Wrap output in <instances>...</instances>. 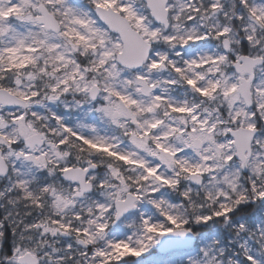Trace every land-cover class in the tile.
Segmentation results:
<instances>
[{
	"label": "snow or ice",
	"instance_id": "1",
	"mask_svg": "<svg viewBox=\"0 0 264 264\" xmlns=\"http://www.w3.org/2000/svg\"><path fill=\"white\" fill-rule=\"evenodd\" d=\"M210 222L238 243L192 264H264V0H0V264Z\"/></svg>",
	"mask_w": 264,
	"mask_h": 264
},
{
	"label": "rangeland",
	"instance_id": "2",
	"mask_svg": "<svg viewBox=\"0 0 264 264\" xmlns=\"http://www.w3.org/2000/svg\"><path fill=\"white\" fill-rule=\"evenodd\" d=\"M151 205H145L143 208L134 210L135 212L142 213L145 217H150L154 222H162L156 219L155 210L150 211ZM136 216L130 217L128 224H134L136 222ZM128 224L121 223L120 229H115L113 226L110 236L112 239H126L132 234L134 228L129 227ZM199 227V233L196 236V242L193 248L186 251H176L168 253L166 255L159 254L155 249V244L152 245L146 252L139 257H126L125 261L128 264H192L194 260L200 255L201 249L208 247L213 241L219 240L220 245L228 249L229 253L234 250V245L238 241L231 234H226L227 230L219 225H213L211 222L208 225H196ZM231 242V243H230ZM260 256V253H256Z\"/></svg>",
	"mask_w": 264,
	"mask_h": 264
},
{
	"label": "water",
	"instance_id": "3",
	"mask_svg": "<svg viewBox=\"0 0 264 264\" xmlns=\"http://www.w3.org/2000/svg\"><path fill=\"white\" fill-rule=\"evenodd\" d=\"M195 240V236L190 231L185 235L178 234H166L158 243H156L157 250L160 252H168L182 248H190Z\"/></svg>",
	"mask_w": 264,
	"mask_h": 264
},
{
	"label": "trees",
	"instance_id": "4",
	"mask_svg": "<svg viewBox=\"0 0 264 264\" xmlns=\"http://www.w3.org/2000/svg\"><path fill=\"white\" fill-rule=\"evenodd\" d=\"M192 227H194L193 229H195V230H196V228H198V227H195V226H192Z\"/></svg>",
	"mask_w": 264,
	"mask_h": 264
}]
</instances>
